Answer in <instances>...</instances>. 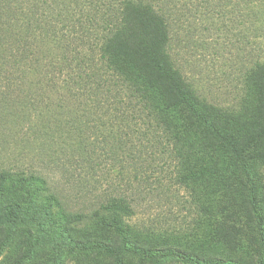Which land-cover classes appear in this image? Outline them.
<instances>
[{
	"label": "trees",
	"instance_id": "16d2710c",
	"mask_svg": "<svg viewBox=\"0 0 264 264\" xmlns=\"http://www.w3.org/2000/svg\"><path fill=\"white\" fill-rule=\"evenodd\" d=\"M100 2L94 6L104 13L98 24L101 28L96 29L101 30L94 52L98 61L93 62V56L83 55V43L75 42L78 36H72V18L81 9L78 4L66 0H0V68L9 72L0 79L13 85L23 79L32 86L45 82L56 87L63 76L60 83L70 97L67 113L81 111V116L87 117L85 108L92 116L98 112L93 127L107 129L109 140L115 141L121 130L117 123L101 126L104 117L110 121L119 113L125 125L136 119L131 125L135 127L147 121L153 143H159L154 135L160 134L170 148L176 162L175 184L188 192L195 218L181 229H140L130 221L131 201L111 198L90 216L78 213L79 218L90 221L83 220L95 231L92 235L77 239L75 234L71 238L61 222L56 235L46 236L56 250L52 264H58L57 255L62 252L94 254L116 262L136 257L137 264H264V177L256 168L264 165V61L252 62L240 108H217L199 97L175 67L168 52L167 18L161 9L149 0ZM58 3L69 18L67 35L74 50L68 49L66 40L57 34L60 23L55 24L53 15L56 17ZM79 19L90 25L93 17ZM57 43L61 56L53 60L50 50L57 49ZM96 67L104 71L100 78L111 76L105 94L99 95L98 82H93ZM42 102L36 96L29 99L28 111L35 114H24V119L31 135L54 132L51 126L55 120L49 119V107ZM137 105L141 111H135ZM134 111L141 112L144 120L135 118ZM73 114L59 113L66 121L80 117V113ZM118 150L134 152L133 147ZM76 155L83 161L91 158L85 149ZM26 179L30 183L39 180L33 174ZM10 181L12 176L0 174L1 196ZM32 189L41 190L40 186ZM5 210L0 211V255L8 247L13 229L32 222L19 218L29 213L12 217L3 213ZM62 213L61 219L65 217ZM206 249L213 251L205 253ZM25 263L26 258L19 255L14 264Z\"/></svg>",
	"mask_w": 264,
	"mask_h": 264
},
{
	"label": "rangeland",
	"instance_id": "374dc122",
	"mask_svg": "<svg viewBox=\"0 0 264 264\" xmlns=\"http://www.w3.org/2000/svg\"><path fill=\"white\" fill-rule=\"evenodd\" d=\"M66 1L81 7L78 16L72 18L75 25L73 39L78 36L75 42L83 43L86 49L83 55L93 56L91 61L97 62L96 44L101 30L96 29L101 28L98 24H101L104 11L94 6L100 0ZM149 1L166 16L169 55L198 96L220 109H239L252 62L264 61V0ZM59 7L58 3L54 11L56 17L53 15L57 21L55 24L60 23L57 34L61 40H66L68 49L74 50L72 38L67 35L69 18ZM86 15L93 17L90 25L79 19ZM61 49L57 43V49L50 50V58H60ZM95 70L93 82H98L97 93L105 94L111 76L100 78L104 71L97 67ZM0 72L1 76L9 74L8 70L2 71L1 68ZM63 79L60 77L56 87L45 82L32 86L23 79L13 85L0 79V174L4 172L13 179L6 184L3 196L0 193V211L15 204L3 213L12 214V217L29 213L19 218L32 221L20 223L13 229L9 245L0 255V264H14L19 255L26 258L25 264H52L56 250L46 236L56 235L61 222L68 228L71 238L75 234L77 239L92 235L93 228L83 222L87 217L79 218L78 213L90 216L101 203L111 198L131 201L130 221L140 229L176 230L186 227L195 218L188 192L175 184L176 162L161 135H154L159 142L155 144L152 128L147 129V121L139 127L131 126L136 119L125 125L118 117L121 114L112 115L110 112L111 120L104 117L101 126L117 123L121 132L115 136V141L109 140L105 136L107 129L98 131L93 127L98 112L92 116L89 108L84 109L87 117H82L81 111L73 112L75 115L80 113L79 118L75 116L73 119L75 124L83 121L84 125H75L71 119L66 121L59 115L60 111L68 117L73 113H67L70 97L60 83ZM35 96L48 105V117L52 122L55 120L51 126L54 132L31 135V131H27L24 114L29 113V99ZM138 106L135 111H141ZM135 111L133 116L144 120L141 112ZM29 114L35 113L30 111ZM125 139L128 142L125 143ZM128 147H133L134 152L118 150ZM83 149L91 152V158L83 161L76 155ZM256 168L264 177V165ZM30 174L39 180L30 183L26 179ZM31 185L32 188L40 186L41 190L29 188ZM31 203L36 204L34 207L38 210ZM62 212L65 213L63 219L60 217ZM86 222L90 223L88 218ZM212 251L206 249L205 253ZM57 263L137 264L138 259L123 257L116 262L94 254L62 252L57 255Z\"/></svg>",
	"mask_w": 264,
	"mask_h": 264
}]
</instances>
